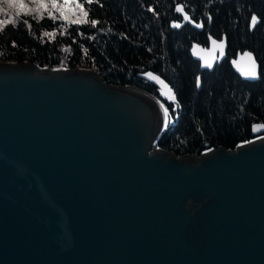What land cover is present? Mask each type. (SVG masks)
<instances>
[{
  "label": "water",
  "instance_id": "1",
  "mask_svg": "<svg viewBox=\"0 0 264 264\" xmlns=\"http://www.w3.org/2000/svg\"><path fill=\"white\" fill-rule=\"evenodd\" d=\"M190 51L211 71L226 39ZM229 64L259 79L252 53ZM161 105L91 69L0 62V264H264V129L175 155L153 149Z\"/></svg>",
  "mask_w": 264,
  "mask_h": 264
},
{
  "label": "trees",
  "instance_id": "2",
  "mask_svg": "<svg viewBox=\"0 0 264 264\" xmlns=\"http://www.w3.org/2000/svg\"><path fill=\"white\" fill-rule=\"evenodd\" d=\"M24 2L32 9L29 15L0 4V20L7 14L14 21L0 25V62L91 69L107 84L148 93L169 112L153 149L175 155L234 149L254 138V125H264V0H79L87 17L72 8L64 9L67 19L60 9L38 11V0ZM92 20L99 23L92 26ZM208 36L225 37L227 44L226 58L211 71L202 70L190 51L193 43L205 47ZM244 51L258 63L257 81L241 79L229 64ZM164 85L176 95L175 102Z\"/></svg>",
  "mask_w": 264,
  "mask_h": 264
},
{
  "label": "snow or ice",
  "instance_id": "3",
  "mask_svg": "<svg viewBox=\"0 0 264 264\" xmlns=\"http://www.w3.org/2000/svg\"><path fill=\"white\" fill-rule=\"evenodd\" d=\"M86 3L91 4L93 3V0H85ZM0 4H7L8 8H15L17 9V15H19L20 13H23L24 15H29L32 12V9L29 7L28 4H26L24 2V0H0ZM51 8L53 11H55L56 9H60V15L62 17H64V9H72V8H78L83 12V15L85 17H87L88 12L86 10H84V6L83 4H81L79 2V0H63L62 4L58 3L57 0H51V3L46 2V0H38L37 2V10H47ZM152 10V9H149ZM177 12L182 11V9L180 7H177L176 9ZM0 13H4V9L3 7H0ZM55 18V17H53ZM65 19H67V17H64ZM185 20H188L189 17L187 15L184 16ZM210 19V18H209ZM252 25L254 26L256 21H257V17L256 15H253L252 18ZM9 22H13L12 20H10L7 16V14H5V19L4 20H0V25H4L6 23ZM24 24H28V22L26 20L22 21ZM71 23H78L79 21L77 20H72L70 21ZM99 23V21L97 20H92L91 21V25L92 26H96ZM29 28H31V25H28ZM173 27H180L179 24H174ZM196 27H202V25L197 24ZM3 29H0V31H2ZM47 35V33H46ZM213 45H216V41L213 40L212 41ZM220 47H223V45L221 44ZM246 56H248L247 53H245ZM251 59V57H249ZM208 67H211V65H207ZM152 80L157 81L160 84H164V82L162 80L159 79V77L157 76H153L152 73H148L147 74ZM248 78L250 79H257L258 76L256 75V73L253 71L252 73L249 74ZM165 88H167V98L170 101L175 102L176 101V95L172 92L171 88H168L167 85H164ZM179 105L177 104V107ZM161 107H163V105H161ZM169 123V112L167 108H164V127L166 128L168 126ZM264 129V125H255L254 126V131H260Z\"/></svg>",
  "mask_w": 264,
  "mask_h": 264
},
{
  "label": "rangeland",
  "instance_id": "4",
  "mask_svg": "<svg viewBox=\"0 0 264 264\" xmlns=\"http://www.w3.org/2000/svg\"><path fill=\"white\" fill-rule=\"evenodd\" d=\"M10 63V62H9ZM131 88H134V87H131ZM135 89H137V88H135Z\"/></svg>",
  "mask_w": 264,
  "mask_h": 264
}]
</instances>
